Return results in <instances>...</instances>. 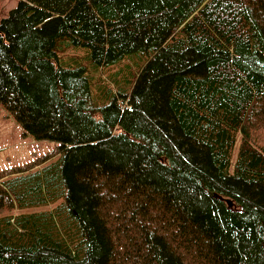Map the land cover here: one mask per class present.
<instances>
[{"label":"trees","instance_id":"16d2710c","mask_svg":"<svg viewBox=\"0 0 264 264\" xmlns=\"http://www.w3.org/2000/svg\"><path fill=\"white\" fill-rule=\"evenodd\" d=\"M59 39L143 60L99 97ZM0 104L57 143L0 172V264H264V0H18Z\"/></svg>","mask_w":264,"mask_h":264},{"label":"rangeland","instance_id":"374dc122","mask_svg":"<svg viewBox=\"0 0 264 264\" xmlns=\"http://www.w3.org/2000/svg\"><path fill=\"white\" fill-rule=\"evenodd\" d=\"M17 2L18 0H0V20L8 15ZM61 42L62 40H57L55 48L58 55V64L73 67L74 63H79L85 66L86 75L91 83V89L99 97H103V94L110 89L115 92L121 87H128L134 75L137 74L143 60L140 54H136L134 56H126L112 66L93 67L90 64L87 49L69 46L62 51L61 47L59 48ZM106 101L103 98V102ZM239 142L240 138L238 136L237 142L231 152L233 162ZM56 149L57 143L49 140H36L27 134L12 115L0 104V172L24 170L28 165L36 162L42 167V165L50 162L47 159H55L52 155ZM19 174V172L14 175L9 174L7 177ZM41 209H44V207L30 208L26 211L33 212Z\"/></svg>","mask_w":264,"mask_h":264},{"label":"bare ground","instance_id":"6f19581e","mask_svg":"<svg viewBox=\"0 0 264 264\" xmlns=\"http://www.w3.org/2000/svg\"><path fill=\"white\" fill-rule=\"evenodd\" d=\"M137 57V56H136Z\"/></svg>","mask_w":264,"mask_h":264}]
</instances>
